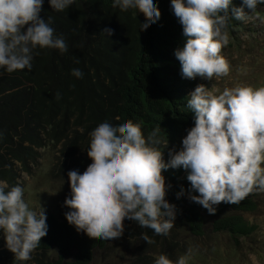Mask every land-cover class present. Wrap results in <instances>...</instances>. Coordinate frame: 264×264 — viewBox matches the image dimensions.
Returning a JSON list of instances; mask_svg holds the SVG:
<instances>
[{
	"label": "clouds",
	"instance_id": "1",
	"mask_svg": "<svg viewBox=\"0 0 264 264\" xmlns=\"http://www.w3.org/2000/svg\"><path fill=\"white\" fill-rule=\"evenodd\" d=\"M43 2L0 0L2 72L31 70L37 47L67 51L64 38L54 34L52 18L39 15ZM73 3L48 0L55 11H64ZM258 4L264 0H242L240 7L232 0H170L184 38L183 46L174 50L182 77L212 80L227 76L229 66L220 50L229 43V18L244 20V8L254 12ZM112 6L143 12V28L161 15L157 0H112ZM101 32L107 37L113 34L107 27ZM71 75L82 78L83 72L73 68ZM186 106L193 114V126L186 130L180 150H169L167 162L157 147L159 129L145 138L139 124L125 119L117 125L101 122L90 131L87 157L91 163L82 173L77 169L67 172L70 193L63 206L68 208L64 216L69 225L89 237L109 240L121 237L127 218L155 235H167L176 217V206L165 199L171 185L165 183L162 170L168 168L187 170L188 199L210 215L221 202L236 204L249 193L264 192V86L225 87L214 94L200 84L188 94ZM184 191L181 187L177 198ZM0 230L5 247L18 261L30 259L48 230L44 208L31 209L22 186L9 188L5 180H0ZM143 239L151 242L146 235ZM154 264L173 262L159 254ZM175 264H186L185 257Z\"/></svg>",
	"mask_w": 264,
	"mask_h": 264
},
{
	"label": "trees",
	"instance_id": "2",
	"mask_svg": "<svg viewBox=\"0 0 264 264\" xmlns=\"http://www.w3.org/2000/svg\"><path fill=\"white\" fill-rule=\"evenodd\" d=\"M232 3L240 7L242 0ZM157 7L159 20L143 28V12L121 11L112 0H74L64 11L52 10L44 0L39 15L52 18L54 34L64 38L67 51L37 47L31 70H0V180L9 188L19 184L20 171L29 172L39 149L46 146H60L63 165L82 173L91 163L89 133L104 121L117 125L131 120L140 125L145 138L159 129L157 147L165 162L170 149L180 150L186 130L193 126L186 103L196 79L182 77L174 56L184 38L170 0H157ZM261 7L264 4L255 11ZM239 21L230 17L228 32ZM106 27L113 30L110 37L101 32ZM73 68H79L83 77L71 75ZM162 175L171 185L165 199L176 206L173 227L159 235L163 247H181L184 234L202 239L227 234L238 246L239 238L255 232L256 225L244 215L258 209L255 191L236 204L221 202L210 215L188 199L187 170L168 168ZM181 187L184 194L177 198ZM67 211V207L59 214L45 211L47 233L27 261L14 259L0 241V264H91L109 240L77 232L65 219Z\"/></svg>",
	"mask_w": 264,
	"mask_h": 264
},
{
	"label": "rangeland",
	"instance_id": "3",
	"mask_svg": "<svg viewBox=\"0 0 264 264\" xmlns=\"http://www.w3.org/2000/svg\"><path fill=\"white\" fill-rule=\"evenodd\" d=\"M239 23L228 32L229 43L220 50L229 66L228 75L212 80L196 77L190 92L200 84L214 94L225 87L264 86V7L245 13V19ZM59 148L39 149V157L31 164L30 171H20L19 185L24 189V199L37 212L40 205L54 214L65 208L63 201L70 193L69 170L63 165ZM255 193L258 209L244 215L257 228L250 237L239 238L238 246L227 234L202 239L184 234L183 229L181 247H163L159 235L140 229L135 221L125 218L121 237L109 239L107 249L99 250L91 264H154L159 254H165L173 264L180 257H185L186 264H264V192ZM144 235L150 243L143 239ZM0 241L5 243L2 230Z\"/></svg>",
	"mask_w": 264,
	"mask_h": 264
}]
</instances>
